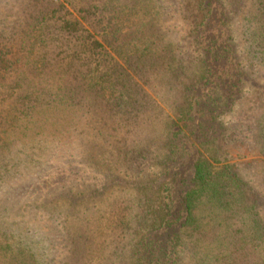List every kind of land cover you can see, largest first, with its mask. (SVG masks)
<instances>
[{
  "label": "trees",
  "instance_id": "trees-1",
  "mask_svg": "<svg viewBox=\"0 0 264 264\" xmlns=\"http://www.w3.org/2000/svg\"><path fill=\"white\" fill-rule=\"evenodd\" d=\"M0 264H264V0H0Z\"/></svg>",
  "mask_w": 264,
  "mask_h": 264
},
{
  "label": "rangeland",
  "instance_id": "rangeland-1",
  "mask_svg": "<svg viewBox=\"0 0 264 264\" xmlns=\"http://www.w3.org/2000/svg\"><path fill=\"white\" fill-rule=\"evenodd\" d=\"M78 112L60 107L48 117L51 129L62 139L70 137L72 129L78 124Z\"/></svg>",
  "mask_w": 264,
  "mask_h": 264
}]
</instances>
